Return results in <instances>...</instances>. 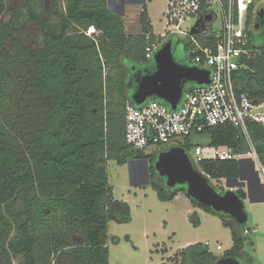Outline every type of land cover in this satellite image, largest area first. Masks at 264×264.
Returning <instances> with one entry per match:
<instances>
[{"label": "trees", "instance_id": "1", "mask_svg": "<svg viewBox=\"0 0 264 264\" xmlns=\"http://www.w3.org/2000/svg\"><path fill=\"white\" fill-rule=\"evenodd\" d=\"M223 1L228 8L230 0ZM47 2H53L50 16ZM261 8L264 3L258 1L249 6L243 37L250 55L242 56L235 80L238 89L264 100ZM8 14L12 18L6 22ZM206 14L211 22L217 18ZM28 17L43 32L40 47L26 45L20 37L21 22ZM140 24L141 33H128L124 16L109 0H0V264L14 259L17 264H111L109 223L130 222L133 215L130 203L114 196L110 159L120 164L147 160L151 185L161 200L186 192L185 186H167L159 175L155 162L160 151L146 153L125 137L135 75L154 68L146 47L162 36L153 31L147 3ZM92 27L95 31L89 33ZM162 38L173 39L176 55L183 42L186 58L180 60L190 64L193 55L185 38ZM248 126L264 165V125L249 121ZM203 135L210 146L227 145L235 152L248 147L240 127L225 123L188 137V152ZM195 165L217 189L214 181L243 177L238 159L205 158ZM236 192L247 198L244 187ZM192 201L232 228L234 243L224 256L254 264L245 250L246 243L255 244L245 232L250 226ZM171 259L176 264H216L220 257L197 242Z\"/></svg>", "mask_w": 264, "mask_h": 264}, {"label": "built area", "instance_id": "2", "mask_svg": "<svg viewBox=\"0 0 264 264\" xmlns=\"http://www.w3.org/2000/svg\"><path fill=\"white\" fill-rule=\"evenodd\" d=\"M255 1L264 2L230 0L227 8L223 0H207L205 8L203 0H170L166 11L168 32L161 34L162 37L167 34H180L184 37L188 53L193 55L190 64L209 69L210 79L203 85L189 84L177 109H172L160 99H148L141 105L128 103L125 127L128 143L146 153L161 151L174 145L185 147L187 138L194 133L202 132L208 126L232 123L240 127L248 147L242 152H235L230 146H217L214 147L215 156L212 158L248 160L253 164V169L248 170L245 181L250 182V175L257 173L264 185V165L248 126L249 121L264 125V100L256 99L249 92L238 89L235 80V73L242 65V56L250 55L249 49L245 48L248 40L243 35L249 6ZM217 11L223 17L219 29H214L212 23V27L193 33L197 22L186 29L182 27L186 19L194 17L198 21L206 13L213 12L217 16ZM91 29L89 33L93 32ZM163 40L160 38L148 42L147 58L154 57ZM189 154L195 164L207 158L203 156L200 144L194 146ZM218 183V189L222 192L229 188L225 178ZM254 230L256 227H247L245 232L252 234ZM205 244L209 246L210 242L206 241Z\"/></svg>", "mask_w": 264, "mask_h": 264}, {"label": "rangeland", "instance_id": "3", "mask_svg": "<svg viewBox=\"0 0 264 264\" xmlns=\"http://www.w3.org/2000/svg\"><path fill=\"white\" fill-rule=\"evenodd\" d=\"M169 2L170 0H147L153 31L157 35L168 32L166 11ZM143 3L145 2L142 0H125L117 8L119 12H124L128 33L142 32L140 12ZM19 6L23 8V4L19 3ZM51 9L52 3L48 2L47 16L50 15ZM217 13V18L213 22L214 29H219L223 23L222 13L220 11ZM11 18L12 16L8 14L5 21L8 22ZM195 22L197 19L194 17L186 19L182 27L186 29ZM21 28V37L26 45L31 47L43 45V32L29 17L24 19ZM94 30L95 28H92V31ZM174 35L184 38L180 34ZM160 38L162 36L158 39ZM2 49L9 53L10 48L6 45ZM177 54L176 57L179 59L186 58L183 42L178 45ZM199 141L203 147V156L214 157L215 148L208 145V136H201ZM137 163L130 164L128 161L120 164L114 159L108 162L109 180L113 186L114 196L129 202L133 215L130 222L120 223L112 220L109 223L108 245L111 264H176L171 258L179 250L190 243L206 241L210 242L209 248L215 255L224 257L232 248L234 240L232 228L223 224L222 217L197 206L185 191L180 192L173 200H161L151 183L146 182V177L134 174ZM158 181L164 183L161 179ZM218 182L215 183L217 187L220 186ZM244 204L249 214L247 225L256 227L251 236L255 244L246 243L245 250L253 257L254 264H264V201H252L247 196ZM17 263L18 260L14 259L13 264Z\"/></svg>", "mask_w": 264, "mask_h": 264}, {"label": "water", "instance_id": "4", "mask_svg": "<svg viewBox=\"0 0 264 264\" xmlns=\"http://www.w3.org/2000/svg\"><path fill=\"white\" fill-rule=\"evenodd\" d=\"M109 6L112 7V0H109ZM115 11L124 14V12ZM260 16L264 17V8L261 9ZM211 21V15L201 17L192 32L198 33L208 29L213 23ZM174 47L173 39H167L154 54V68H146L136 73V84L131 87L133 104L141 105L148 99H160L172 109H177L189 84L203 85L209 82L211 71L178 59ZM133 161L135 160H130L129 163ZM243 164L244 159H241L242 168ZM155 167L159 175L165 179L167 186H185L186 193L191 199L217 213L232 216L240 224L248 222L249 214L245 209L244 200L236 192L237 188L247 187L248 196L251 197L250 183L242 177L227 179L229 188L225 192L218 190L205 173L195 165L187 149L181 145L161 150ZM146 182L151 183L150 175ZM216 264L245 263L237 257L224 256L218 259Z\"/></svg>", "mask_w": 264, "mask_h": 264}, {"label": "crops", "instance_id": "5", "mask_svg": "<svg viewBox=\"0 0 264 264\" xmlns=\"http://www.w3.org/2000/svg\"><path fill=\"white\" fill-rule=\"evenodd\" d=\"M116 0H112V7L113 9L119 11L118 9L114 8L113 6V2H115ZM147 3V1L145 2ZM53 4V2H52ZM144 4V3H143ZM148 5V3H147ZM47 9H48V5H47ZM141 13V12H140ZM125 19V18H124ZM126 23V22H125ZM201 145V144H200ZM245 161V160H244ZM248 165H250V169L252 168L253 169V164L251 163H246L243 164V179H245L246 175L248 174V170H250L248 167ZM251 176V175H250ZM250 180V186H251V200H254V201H264L262 199H264V185L263 183L261 182L260 180V177L257 175V173H255L253 176H251V178H249ZM248 183V182H247ZM246 191H247V187H245ZM248 193V192H247ZM179 195V194H178ZM248 196V195H247ZM177 197V196H176ZM192 244V243H190ZM188 244V245H190Z\"/></svg>", "mask_w": 264, "mask_h": 264}, {"label": "flooded vegetation", "instance_id": "6", "mask_svg": "<svg viewBox=\"0 0 264 264\" xmlns=\"http://www.w3.org/2000/svg\"><path fill=\"white\" fill-rule=\"evenodd\" d=\"M125 0H116L115 2H113V6L114 8H119L120 5L123 4ZM52 3V2H51ZM47 5H48V2H47ZM53 6V4H52ZM50 16V15H49ZM24 21V20H23ZM22 21V22H23ZM21 22V23H22ZM22 27V25H21ZM21 31H22V28H21ZM21 31H20V37H21ZM22 39V37H21ZM140 161V162H139ZM139 161H133L132 163H135V162H138L137 164V170L135 169L134 167V174L138 175V176H141L142 178L143 177H146L147 180L149 179V175H150V171H149V166H148V161L147 160H139ZM139 171V173H138Z\"/></svg>", "mask_w": 264, "mask_h": 264}, {"label": "bare ground", "instance_id": "7", "mask_svg": "<svg viewBox=\"0 0 264 264\" xmlns=\"http://www.w3.org/2000/svg\"><path fill=\"white\" fill-rule=\"evenodd\" d=\"M92 30V29H91ZM95 31V30H94Z\"/></svg>", "mask_w": 264, "mask_h": 264}]
</instances>
